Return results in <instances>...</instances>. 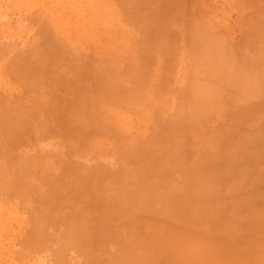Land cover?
Instances as JSON below:
<instances>
[{"label":"rangeland","instance_id":"rangeland-1","mask_svg":"<svg viewBox=\"0 0 264 264\" xmlns=\"http://www.w3.org/2000/svg\"><path fill=\"white\" fill-rule=\"evenodd\" d=\"M0 264H264V0H0Z\"/></svg>","mask_w":264,"mask_h":264},{"label":"bare ground","instance_id":"bare-ground-1","mask_svg":"<svg viewBox=\"0 0 264 264\" xmlns=\"http://www.w3.org/2000/svg\"><path fill=\"white\" fill-rule=\"evenodd\" d=\"M42 177H46V176H42ZM50 197H51V195H50ZM42 200H43V199H42ZM38 203H39V201H38ZM38 203H36V205H37ZM41 203H42V202H41ZM33 205H34V204H33ZM43 205H44V204H43ZM43 205H40V208H41ZM37 206H38V205H37ZM37 206H36V207H37ZM46 206H47V205H46ZM40 208H39V209H40ZM50 208H51V207H50ZM50 208H49V209H50ZM33 209H34V207H33ZM39 209H38V210H39ZM45 209H46V208H45ZM53 209H54V207H53ZM40 211H41V210H40ZM31 212H32V209H31ZM35 212H38V211H35ZM44 212L48 213V212L45 211V210H44ZM44 212L42 211L43 214H44ZM40 214H41V213H40ZM48 214H49V213H48ZM46 215H47V214H45V217H46ZM41 216H42V215H40V217H41ZM33 217H34V216H33ZM35 217H36V216H35ZM35 217H34L33 219H34V221H35V220L37 221V219H35ZM49 217H51V216H49ZM49 217H48V218H49ZM37 218H38V216H37ZM55 218H56V217H55ZM55 218H54V219H55ZM38 219H39V218H38ZM44 219H45V218H44ZM40 220H41V219H40ZM38 221H39V220H38ZM38 221H37V222H38ZM48 221H50V220H48ZM44 222H45V221H44ZM55 222H56V220H55ZM38 223H40V222H38ZM61 223H62V222H61ZM42 224H43V222H42ZM46 224H47V222H46ZM49 224H50V223H49ZM51 224H52V222H51ZM35 225H36V224H35ZM54 225H55V224H54ZM55 226H56V225H55ZM55 226H54V227H55ZM38 227H40V229L43 228V227H41V224H40V226H39V224H38ZM38 227H37V228H38ZM46 227H47V225H46ZM54 227H53V228H54ZM44 229H45V228H44ZM44 231H47V230H44ZM49 232H50V231H49ZM49 232H48V233H49ZM39 234H40V233H39ZM49 234H50V233H49ZM49 234H48V235H49ZM41 236H42V235H41ZM55 238H56V237H55ZM55 238H53V239H55ZM45 239H46V238H45ZM47 239H48V238H47Z\"/></svg>","mask_w":264,"mask_h":264}]
</instances>
